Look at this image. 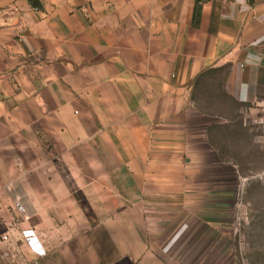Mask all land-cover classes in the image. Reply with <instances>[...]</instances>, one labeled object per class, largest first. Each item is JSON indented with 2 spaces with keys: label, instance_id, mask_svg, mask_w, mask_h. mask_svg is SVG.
Here are the masks:
<instances>
[{
  "label": "crops",
  "instance_id": "0c3cea01",
  "mask_svg": "<svg viewBox=\"0 0 264 264\" xmlns=\"http://www.w3.org/2000/svg\"><path fill=\"white\" fill-rule=\"evenodd\" d=\"M220 68L255 122L264 0H0V264H216L161 218L235 168L197 96Z\"/></svg>",
  "mask_w": 264,
  "mask_h": 264
},
{
  "label": "rangeland",
  "instance_id": "374dc122",
  "mask_svg": "<svg viewBox=\"0 0 264 264\" xmlns=\"http://www.w3.org/2000/svg\"><path fill=\"white\" fill-rule=\"evenodd\" d=\"M217 87L219 77L214 79L211 74L199 87L197 96L201 110L210 115L208 120L201 122H207L213 133L216 132L213 134V140L222 143L228 152L224 153L222 158L229 160L230 156H233L235 168L232 170L228 166H223L220 174L213 177L216 180L215 184L205 187V189L211 187L217 192V197L212 201L206 199L200 204L203 208L210 207L212 212L208 209L203 216L196 215L192 193L189 194L188 190L185 193L171 191L167 195L170 199L166 201L169 202L170 217L161 219L163 221L166 219L169 226L188 227L190 230L185 233V238L212 241L213 247L206 249V245L201 244L200 251L210 252V256L207 254L205 257L216 264H264V179L257 176L264 169V134L255 124L254 115L250 116L249 112L243 126L239 117L242 109L228 99L222 98ZM257 114L259 116L260 112ZM223 117H227L229 121L224 124L216 123ZM227 139L231 141L230 148L229 145L227 148L225 146ZM129 205L124 202L122 207ZM197 228L201 231L190 232ZM174 233L171 232L170 236L173 237ZM160 234L162 232H155L154 237L162 239ZM179 250L183 251V248Z\"/></svg>",
  "mask_w": 264,
  "mask_h": 264
},
{
  "label": "built area",
  "instance_id": "2783aa9c",
  "mask_svg": "<svg viewBox=\"0 0 264 264\" xmlns=\"http://www.w3.org/2000/svg\"><path fill=\"white\" fill-rule=\"evenodd\" d=\"M36 9V8H35ZM262 113L259 117H257V119L255 120V124L257 125V127L259 129H261V131L263 132L264 134V104L262 106ZM259 178H262L264 179V169L257 175ZM1 193V191H0ZM14 209L17 211V213H20V214H24L25 212V209H24V206L23 204L21 203L20 201V198L17 197L15 200H14ZM2 239H6V235H3L2 236Z\"/></svg>",
  "mask_w": 264,
  "mask_h": 264
},
{
  "label": "trees",
  "instance_id": "16d2710c",
  "mask_svg": "<svg viewBox=\"0 0 264 264\" xmlns=\"http://www.w3.org/2000/svg\"><path fill=\"white\" fill-rule=\"evenodd\" d=\"M214 71H217L215 74H216V78H218L219 77V87H217L218 89H219V94H220V96L222 97V98H225V99H228L229 101L231 100L234 104H236L237 106H238V104H237V102H235L234 100H232L223 90H222V88H221V86H222V84H223V80H224V75L226 74V72L224 73L223 72V68H220V69H215V70H213V72ZM209 74H210V72H208ZM207 73V74H208ZM212 73V72H211ZM221 73V74H220ZM212 75H213V73H212ZM201 76H199L198 78H200ZM197 81H199V79H197ZM206 81V80H205Z\"/></svg>",
  "mask_w": 264,
  "mask_h": 264
}]
</instances>
